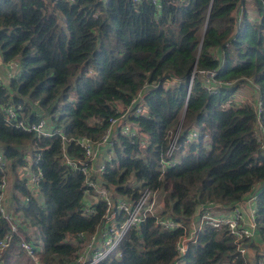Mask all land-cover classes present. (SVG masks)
Listing matches in <instances>:
<instances>
[{
	"label": "trees",
	"instance_id": "1",
	"mask_svg": "<svg viewBox=\"0 0 264 264\" xmlns=\"http://www.w3.org/2000/svg\"><path fill=\"white\" fill-rule=\"evenodd\" d=\"M263 7L264 0H0V61L16 64L0 87V106L18 108L29 122L45 118L67 140L96 142L115 108L142 92L143 113L127 119L139 137L115 134L101 184L130 200L145 188L163 191L159 216L183 226L199 206L214 204L217 212L254 194L245 255L225 229L203 227L182 264H264ZM199 71L214 73V92L202 88ZM243 84L254 105L232 101ZM193 129L197 139L186 144ZM175 133L174 164L162 170ZM60 143L57 135L36 140L9 128L0 114L11 193L4 207L12 216L0 217V241L10 235L0 264H34L19 245L38 240V264H70L77 248L68 238L99 221L100 207L83 213L82 176L60 163ZM65 145L81 157L72 141ZM22 168L39 175L37 185L19 176ZM181 235L147 217L127 233L121 257L101 264H172Z\"/></svg>",
	"mask_w": 264,
	"mask_h": 264
},
{
	"label": "built area",
	"instance_id": "2",
	"mask_svg": "<svg viewBox=\"0 0 264 264\" xmlns=\"http://www.w3.org/2000/svg\"><path fill=\"white\" fill-rule=\"evenodd\" d=\"M152 2L156 5L157 0H152ZM5 66L8 77L12 74L16 64L7 63ZM197 74L204 78L202 88L206 91L214 92L218 86V84L212 82L214 73L199 71ZM3 82L4 80L0 76V87ZM141 94L142 92H139L133 96L125 109H122V107L115 108L116 117L109 119L108 127L98 141L91 142L85 137L69 139L81 149L82 155L80 158L67 153L65 143L69 140L65 139L57 130L52 129L45 118L40 117L35 121L29 122L28 118L25 117V113L19 112L18 108H14L11 105L0 106V114H2L7 127L25 133H32L36 140L46 139L53 135H57L60 138V163L67 169L78 172L82 176L83 213L95 215L96 209L99 207L101 209L99 221L91 232L77 233L73 237L68 238L69 242L77 248L70 264H101L107 260H118L121 257L119 246L127 233L137 228L147 217H151L154 226L161 231L181 230L182 235L175 244L176 257L172 264H182V257L186 253L187 245L195 242L197 233L203 227L216 230L225 229L227 235L232 238L236 251L241 256L245 255L246 249L242 246V242L253 238L255 232L254 194L248 196L239 206L235 205L227 208L223 214L216 212L214 204L199 206L188 224L183 226L181 222H176L169 219V217L159 216L163 208L160 191L145 188L139 192L137 199L130 200L114 196L111 187H105L101 184L100 178L104 173V165L113 158L111 142L115 134L127 138L139 137L137 129L127 119L129 116L135 117L143 113ZM33 110H30L29 114ZM262 136L264 137V135ZM262 136L260 137V134L257 133L259 150L264 152ZM176 138L177 134L175 133L169 141L168 148L164 154L167 160L160 162L162 170L174 164L171 160V155L174 151ZM204 138L207 139L206 136H203ZM196 139L197 132L193 129L185 134L184 142L188 144ZM7 166L6 159L0 155V173L4 174L0 178V217L9 222L12 220L11 212L6 213L2 204L4 194L7 192V179L9 178L6 174ZM26 172L27 169L22 168L19 176L23 175L26 177L30 186L37 185L39 175H28ZM11 231L15 233L14 226L11 227ZM9 239V234L3 237L0 241V250L7 246ZM19 247L28 259L34 264H38L36 254L41 251L39 240L34 244L21 241Z\"/></svg>",
	"mask_w": 264,
	"mask_h": 264
},
{
	"label": "rangeland",
	"instance_id": "3",
	"mask_svg": "<svg viewBox=\"0 0 264 264\" xmlns=\"http://www.w3.org/2000/svg\"><path fill=\"white\" fill-rule=\"evenodd\" d=\"M5 65V64H4ZM0 69H1V67H0ZM0 76H1V73H0ZM2 79H3V77H2ZM254 92H253V90L252 89H250V87L248 86V85H246V84H243V85H241L237 90H236V92L234 93V95H233V97H232V101L233 102H235V103H237V101H240L239 100V98H241V99H245L246 100V102H248V101H251V103H253L252 105H254V103H255V98L254 97H252V94H253ZM73 97H71V99H72ZM46 120V119H45ZM47 121V120H46ZM179 121H180V119H179ZM182 122V121H181ZM180 125H181V123H180ZM170 139H172V137L170 138ZM204 141H206V139L204 138L203 139ZM8 189H9V186L7 185V188H6V191H8ZM10 193V192H9ZM8 193V194H9ZM164 192L163 191H160V195H161V198H162V202H163V196H164ZM162 211H163V208H162ZM161 211V212H162ZM189 221H190V219H189ZM27 258V257H26Z\"/></svg>",
	"mask_w": 264,
	"mask_h": 264
},
{
	"label": "crops",
	"instance_id": "4",
	"mask_svg": "<svg viewBox=\"0 0 264 264\" xmlns=\"http://www.w3.org/2000/svg\"><path fill=\"white\" fill-rule=\"evenodd\" d=\"M0 67H1V69H0L1 77H3V80L5 81V80H7V76H6V66L4 64H2L1 61H0ZM98 162H99V160H98ZM9 192H10V187H9L8 191L4 194V197H3V204H4V206H7V204H8V199L10 198V194H11ZM227 208L228 207H223L221 209V211H218V208H217V212L219 214H223V213L226 212ZM247 252L248 251H246V253Z\"/></svg>",
	"mask_w": 264,
	"mask_h": 264
},
{
	"label": "water",
	"instance_id": "5",
	"mask_svg": "<svg viewBox=\"0 0 264 264\" xmlns=\"http://www.w3.org/2000/svg\"><path fill=\"white\" fill-rule=\"evenodd\" d=\"M181 121H182V116H181V118H180V121L178 122V125H177V127H176V131H175V132H177V131L179 130V127H180V123H181Z\"/></svg>",
	"mask_w": 264,
	"mask_h": 264
}]
</instances>
